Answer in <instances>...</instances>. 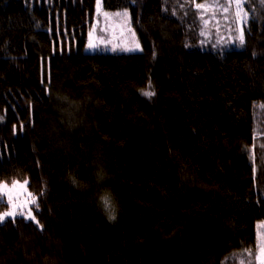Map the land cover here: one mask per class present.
I'll return each mask as SVG.
<instances>
[{"label":"trees","instance_id":"1","mask_svg":"<svg viewBox=\"0 0 264 264\" xmlns=\"http://www.w3.org/2000/svg\"><path fill=\"white\" fill-rule=\"evenodd\" d=\"M207 2L101 0L142 47L115 53L83 50L96 0H0V182L26 180L42 226L0 222V264H256L264 0L243 45L205 35Z\"/></svg>","mask_w":264,"mask_h":264},{"label":"rangeland","instance_id":"2","mask_svg":"<svg viewBox=\"0 0 264 264\" xmlns=\"http://www.w3.org/2000/svg\"><path fill=\"white\" fill-rule=\"evenodd\" d=\"M41 0H37L40 2ZM242 0V7H243ZM205 7L200 8L203 14V25L205 35H209V30L214 29L216 32L221 30L227 33L228 38L233 39V36L237 32L240 35V25L236 18V9L234 0H211V2L202 3ZM97 6V3H96ZM228 8V11H225ZM244 10V8H243ZM128 11V10H127ZM97 12V7H96ZM124 10L114 11H102L97 19H94L91 25V29L87 34V41L83 50L85 52H93L96 49L100 51L109 52H127L126 49H132L131 52H138L142 50L140 46L139 38L136 36L133 26L131 25V17L127 18L123 16ZM244 12H246L244 10ZM105 13H108L106 16ZM120 13V15H117ZM91 33V36L89 35ZM139 44V48L135 47V44ZM91 45V46H89ZM14 182H18L14 185ZM6 184L8 187L0 194L7 202L8 208L0 214L9 211V196L12 197L13 203L17 206L23 205L29 199V190L27 189L26 180L15 179L11 182H0ZM32 194V193H31ZM33 195V194H32ZM34 205H32L33 207ZM264 228L262 223L257 224V237H258V249L255 255L256 264H262L264 260V253L261 249H264V232L261 228ZM263 232V233H262Z\"/></svg>","mask_w":264,"mask_h":264},{"label":"snow or ice","instance_id":"3","mask_svg":"<svg viewBox=\"0 0 264 264\" xmlns=\"http://www.w3.org/2000/svg\"><path fill=\"white\" fill-rule=\"evenodd\" d=\"M96 3H97V12H99L101 10V0H96ZM234 3H235V9H236V18H237L239 23L243 24L245 22L244 17L247 14L243 10L242 0H234ZM196 6L198 9L205 7L204 5H200V4H197ZM225 11H228V8H225ZM105 15L107 16L108 13H105ZM117 15H120V13H117ZM123 16L127 18V16H128L127 9L124 10ZM89 35L91 36V33ZM239 43L241 45H243L245 43L242 29L240 31ZM89 46H91V45H89ZM135 47L139 48V44L136 43ZM126 50L131 51L132 49H126ZM142 94L149 97V98H151L154 95V93L152 91L143 92ZM262 107H264V106H262ZM253 171H255V169H253ZM100 178L102 179L103 177L101 176ZM16 183H18V182H14V185ZM7 187L8 186L6 184L0 183V191H3ZM40 195H43V193H41ZM102 202H103L104 210H105L106 214L108 215V219L109 220H115L116 209H115L111 195L110 194L105 195L102 198ZM32 205H35V209L32 207ZM38 211H39L38 198L36 196L32 195L31 193H29V199L23 205H19V206L15 205L13 203L12 197L9 196V211H7L3 214H0V222H4L7 218H11L12 221L15 222L16 217L19 215V216H22L24 220L33 222V223L37 224V226H40L39 221L36 218L38 215ZM0 226H3L2 223H0ZM40 227H42V226H40ZM261 252L264 253V249H261ZM262 264H264V260H262Z\"/></svg>","mask_w":264,"mask_h":264}]
</instances>
